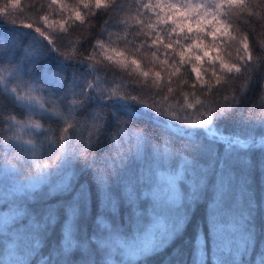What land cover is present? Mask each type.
Wrapping results in <instances>:
<instances>
[{"label":"snow or ice","instance_id":"6c2138e0","mask_svg":"<svg viewBox=\"0 0 264 264\" xmlns=\"http://www.w3.org/2000/svg\"><path fill=\"white\" fill-rule=\"evenodd\" d=\"M18 3L0 6V27L11 25L10 35L0 36V170L12 197L7 204L15 210L0 235L7 241L0 264H143L175 243L189 208L201 200L204 216L191 264H246L257 243L248 153L264 152V133L258 138L247 129L264 128V115L245 116L235 97L205 106L195 93L209 69L217 85L246 80L251 86L257 74L264 82V44L257 46L254 38L256 29L264 37V0H107L104 31L71 51L66 26L90 23L82 13L90 17L101 0H73L70 6L47 0L54 15L40 5L37 19L20 25L28 31L18 30L22 13L9 10ZM24 42L28 47L17 59ZM121 42L122 49L113 48ZM108 48L115 57L98 59ZM213 50L230 60L210 55ZM143 59L151 65L147 71L140 70ZM181 66L195 76L194 103L159 106L153 89L159 95L167 85L172 92ZM120 68L136 74L131 91L114 78ZM145 89L151 104L144 101ZM205 91L213 92L210 81ZM145 120L163 131L153 138L132 127ZM229 120L239 122L242 132L220 131ZM24 165L36 171L21 180ZM38 194L43 203H27ZM149 216L155 223L145 229ZM162 219L169 226L157 236ZM132 227L140 242L123 239L120 229ZM254 264H264V252Z\"/></svg>","mask_w":264,"mask_h":264},{"label":"trees","instance_id":"16d2710c","mask_svg":"<svg viewBox=\"0 0 264 264\" xmlns=\"http://www.w3.org/2000/svg\"><path fill=\"white\" fill-rule=\"evenodd\" d=\"M9 5L11 4V0H8ZM5 3V0H0V6ZM65 3L69 6L73 3V0H65ZM107 4V0H101L100 9H93V14L89 17L82 13V18L85 21L90 20V23H84L81 25L80 20H76L74 22H69L66 26L69 32V36L65 41L66 44L71 45L68 51H71L72 48H75L78 43L82 42L84 39L89 38L94 35H99L105 29V20L108 17L103 15L102 9L105 8ZM40 5H44V11L48 13L50 18L54 15L53 10L47 6V0H19L18 6L16 9L9 8L10 11L16 12L17 14H21L19 16V20L17 21L18 30L19 31H28V29H24L22 23H28L37 19V16L41 13ZM31 9V10H30ZM259 11V10H257ZM58 18V16L56 17ZM11 27L7 22H4L3 26L0 27V36L8 37L10 33L7 31V28ZM194 27V26H193ZM114 31V29H111ZM123 33H121V40L123 38ZM106 38V37H105ZM257 46H261L264 44V37L259 34V29H256V34L254 36ZM27 42H24L20 45L17 51V59H20L24 54V49L27 48ZM123 48V44L118 43L117 45H113V48ZM171 54V53H170ZM112 55L115 57L116 53L113 52L112 48H108L107 51H101L99 53L98 59H103L106 56ZM210 55H220L223 56L226 60H230V58L223 52H216L213 50ZM162 58V57H161ZM108 62L105 61V64ZM158 63V61H157ZM203 64V62H201ZM25 66H27V62H25ZM206 66V65H205ZM151 65L149 64L148 59H143V63L141 65V69L143 71L149 70ZM120 75L114 77L117 80V83H123L124 87L131 91V87L136 86V74L129 75L127 71L120 68L118 69ZM139 71V70H138ZM155 71V69L153 70ZM7 76V73L3 74ZM165 80L168 78V72H163ZM203 80L201 82H197V90L195 93V98L201 100L205 106H207L210 102L224 104V97L227 96L229 99L235 97L233 103L239 108L241 112L247 115H255V117H259L264 115V82H260V76L257 74L256 79L252 82L251 86H247L248 82L246 80H241L239 82H228L227 84L224 81H221L219 85L216 84L215 78L211 75V69H209L207 75H205L202 71ZM113 77H110L112 79ZM151 73L149 76V80L151 79ZM179 81V83H178ZM187 83H183V82ZM195 81L194 74L190 71V66L185 70L184 66H181L180 71L176 74L175 77L172 78V92L167 91V85L159 95H156V90L153 89L152 96H154L155 100L158 102L159 106L167 108V109H177L180 106H186V103H194L191 83ZM209 81L211 82V86L213 88V92L205 91V89L209 85ZM140 82L143 83L144 79L140 78ZM220 89V91H215V89ZM23 94V93H21ZM35 95V93H34ZM144 101L146 103L151 104L152 99L150 98L147 89H145L144 93ZM3 101H0L2 104ZM188 114L195 116L196 113L193 109H188ZM181 119H184V113L181 112ZM131 124V122H129ZM169 123L178 124L177 121L169 120ZM132 127L136 131H140L142 129H147L150 135L154 138L159 135L163 129L157 128L152 121H143L137 122V124L132 125ZM220 131H222L225 135H232L236 133H241L243 130V126L237 122L236 120L224 121L219 125ZM116 127L113 126L112 131L114 132ZM189 131H196V129H188ZM247 131L252 132L258 138L264 133V128H260L259 126L255 128H248ZM165 138H169L165 136ZM243 138V137H242ZM24 139H28L27 135H24ZM171 139L174 140L177 144L183 143V141L177 137L175 134L171 136ZM100 151H107L105 147H101ZM222 150V149H221ZM250 159L254 162V167L251 171L250 175V191L257 197V212L255 213L254 223L256 225V234H257V243L256 250L247 260L246 264H254L257 254L260 252H264V167H261V163L264 162V152L259 150L248 153ZM31 159V158H29ZM178 161L173 162V166H178ZM21 165H23V161H21ZM23 175L20 177L21 180H26L28 177L35 175V168H29L26 165L22 168ZM84 179V177H81ZM261 181H255V180ZM187 190V185H185L181 191ZM46 191V190H45ZM42 194H38L35 200L28 201V204H40L43 203L41 199ZM12 197L10 195V191L6 182L4 181V173L3 170H0V235L5 234L6 227L12 222L15 210L11 204H7L11 201ZM20 206H24L21 202ZM203 200L199 202L197 205H192L188 210L189 222L185 224L182 233L179 238L175 241L174 244H170L169 246L161 249L158 254L151 255L148 258L143 260V264H191V253L194 248L197 229L198 226L202 223V218L204 216V208L202 207ZM150 205L148 203L144 204V207L147 208ZM106 220L110 222L109 217H105ZM125 219L127 216L125 215ZM155 222L152 221L151 217H146L142 222V226L147 229L154 225ZM169 226V221L166 219H162L158 225H156V234L159 236L160 233L164 231L165 228ZM121 235L124 240L129 243L132 242H140L138 240V233L135 227H132L130 230L120 229ZM50 235V233H49ZM143 238L141 234V239ZM7 241L0 239V247L6 244ZM38 259V258H37Z\"/></svg>","mask_w":264,"mask_h":264},{"label":"bare ground","instance_id":"6f19581e","mask_svg":"<svg viewBox=\"0 0 264 264\" xmlns=\"http://www.w3.org/2000/svg\"><path fill=\"white\" fill-rule=\"evenodd\" d=\"M255 181H261V180L257 179V180H255ZM255 221H257V220L255 219Z\"/></svg>","mask_w":264,"mask_h":264}]
</instances>
